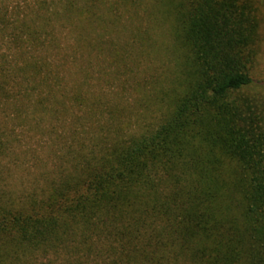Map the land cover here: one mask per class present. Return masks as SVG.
Listing matches in <instances>:
<instances>
[{
  "label": "trees",
  "instance_id": "16d2710c",
  "mask_svg": "<svg viewBox=\"0 0 264 264\" xmlns=\"http://www.w3.org/2000/svg\"><path fill=\"white\" fill-rule=\"evenodd\" d=\"M253 0H0V264H264Z\"/></svg>",
  "mask_w": 264,
  "mask_h": 264
},
{
  "label": "rangeland",
  "instance_id": "374dc122",
  "mask_svg": "<svg viewBox=\"0 0 264 264\" xmlns=\"http://www.w3.org/2000/svg\"><path fill=\"white\" fill-rule=\"evenodd\" d=\"M259 20L256 58L251 70L254 84L249 88V94L264 105V0H253Z\"/></svg>",
  "mask_w": 264,
  "mask_h": 264
}]
</instances>
